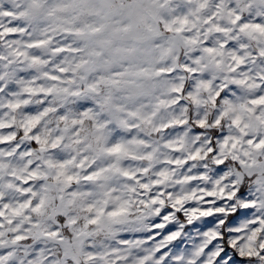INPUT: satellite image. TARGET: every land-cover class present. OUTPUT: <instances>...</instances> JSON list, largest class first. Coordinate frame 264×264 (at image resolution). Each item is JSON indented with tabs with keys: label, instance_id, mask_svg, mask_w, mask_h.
I'll list each match as a JSON object with an SVG mask.
<instances>
[{
	"label": "clouds",
	"instance_id": "clouds-1",
	"mask_svg": "<svg viewBox=\"0 0 264 264\" xmlns=\"http://www.w3.org/2000/svg\"><path fill=\"white\" fill-rule=\"evenodd\" d=\"M0 264H264V0H0Z\"/></svg>",
	"mask_w": 264,
	"mask_h": 264
}]
</instances>
